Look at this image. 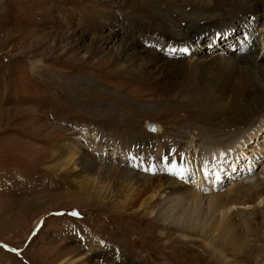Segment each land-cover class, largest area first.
Listing matches in <instances>:
<instances>
[{
  "label": "rangeland",
  "instance_id": "rangeland-1",
  "mask_svg": "<svg viewBox=\"0 0 264 264\" xmlns=\"http://www.w3.org/2000/svg\"><path fill=\"white\" fill-rule=\"evenodd\" d=\"M173 4L169 0H0V264H69L76 256L86 258L82 259L85 264H212L202 244H183L176 230L161 226L157 220L151 221L155 212L149 214L139 209L131 213L138 205L128 202L136 193L134 185L118 178L100 179L94 171L85 169L74 176L84 181L81 184L87 194L92 192L86 195L73 184L74 177L63 171V164L52 166L59 162L58 158L60 161L67 158L64 143L68 141L66 136L71 125H76L87 130L90 136L98 135L99 145L104 144L106 138L139 140V148L131 145L122 148L151 154L152 158L145 159L146 163H153L150 174L159 169L160 177L170 173L165 166L172 159L163 162L166 155L158 143L154 142L152 152L143 148L155 136L168 139L187 134L188 128L203 124L199 121L204 115L193 109L190 111L193 113L184 111L177 99L169 104L160 90L144 91L149 94L141 95L142 89L137 85L110 82L104 68H99L104 67L105 62L96 61L94 57L85 61V50L93 36L101 37L110 30V24L117 29L124 26L122 18L131 19L133 24L128 27L135 28L132 35L136 36L141 27L156 31L161 27L175 30L186 27V19L178 12L182 8ZM167 18L173 23L165 25ZM263 19V14L257 17L259 26ZM196 22L197 31H201L200 39L191 37L189 43L177 40L178 44L173 41L176 48L169 50L177 54L173 61L179 62L174 64L196 59L195 54L188 56L191 55L189 47L194 46L197 55H228L241 46L240 39L246 42L245 37L248 38L244 43L247 52L258 43L255 27H249L253 37L248 34L244 37L238 27L227 38L213 39L208 44L212 32L220 34L231 27L225 22L219 29L212 26L205 30L206 23H210L208 20ZM127 32H119L107 45L110 52ZM76 36L83 40L79 39L75 46ZM250 38L256 39L251 41ZM158 40L161 45L156 49L163 54L166 52L161 50L163 41ZM243 83L240 91L248 85L246 80ZM210 120L212 118L208 117L207 121ZM148 122L156 123L162 131L148 132L145 128ZM262 131L252 147H256L255 151H232L238 155L231 172L237 173L255 154L258 164L264 160L260 150L264 145V129ZM241 140L247 139L240 138L232 145L240 144ZM106 147L102 150L106 158L97 156L101 151H94L95 160L103 165L116 164L119 156L114 148ZM87 149L90 148L87 146ZM74 151L84 154L78 149ZM190 158L185 152L173 160L191 165V169L201 174L202 167ZM214 175L216 173L212 174L213 179L217 177ZM230 178L232 176L226 174L218 177L215 185L216 191L222 193L219 196L225 195L230 182L235 183L236 179ZM190 180L187 174L179 179L174 176L172 182L191 185ZM163 196L152 202L159 204ZM159 230L170 235H159Z\"/></svg>",
  "mask_w": 264,
  "mask_h": 264
},
{
  "label": "bare ground",
  "instance_id": "bare-ground-1",
  "mask_svg": "<svg viewBox=\"0 0 264 264\" xmlns=\"http://www.w3.org/2000/svg\"><path fill=\"white\" fill-rule=\"evenodd\" d=\"M169 1L174 3L172 6L182 8L178 9V12L186 19V27L176 30L174 27H161L158 31L141 27V32L136 36V34L132 35L135 28L128 27L133 24L131 19L122 18L124 26L119 27L120 29L110 24V30L106 34L91 38L85 50V61L88 57H94L96 61L105 62V66H99V68H104L103 72L107 73L110 82L118 81L121 86H126L127 83L137 85L142 89L141 95L144 91L152 93L160 90L169 104L177 99L184 111L193 113L190 112L193 109L204 115L205 118L199 121L203 124L194 127L192 125V131L188 128L187 134L184 132L177 136L181 138L175 136V138L157 139L155 136L156 139L149 140L146 148H143L144 151L152 152V145L154 142L158 143L160 150L163 149L166 155L165 159L162 156L163 162L166 159H172L165 166L170 173L160 177L159 169L157 173L150 174L154 166L152 161L146 163L145 159L152 158L151 154H144L142 151L133 152L127 147L122 148L124 145L139 148V140L121 138L117 141L115 138H106L105 143L99 145L101 139L98 141V135L90 136L87 130L76 125H71V131L66 136L68 141L64 143L68 149V151L64 150L68 153L67 158L64 161L58 158L59 162H55L52 166L59 167L63 164V171L74 177L73 184L76 183L79 191L85 192L86 195H91L92 192L87 194L84 184H81L84 181L77 180L74 176L83 173L85 169L94 171L100 179L118 178L130 186L134 185L136 193L128 199V202L137 203L135 207L138 209L131 213L134 214L139 209H144L149 214L155 212V220L150 218L151 221L157 220L161 226L176 230L183 244L191 242L202 244L205 254L209 256L207 260L212 264H264V160L258 164V155L255 154V158L243 164L237 173L231 172V168L235 167L238 153L256 150V147H252L257 143L260 131L264 129V19L260 26L256 20L258 16L264 15V0ZM197 20L210 22L206 23L207 27L203 28L205 30L212 26L219 29L221 23L225 22L231 27L220 34H216V31L212 32L207 41L208 44L213 39L227 38L238 27V31L251 37L253 35L249 27H255L253 30L258 43L247 52L248 49L244 43L248 38L245 37L246 42L240 39L241 46L228 55L219 53L197 55L193 50L194 46H191L192 48L189 47L191 55L188 56L193 57L195 54L196 59L192 61L186 59L187 61L182 60L179 65L174 64L177 62L173 61L177 59V54L169 50L176 48L173 46V41L178 44L180 40L189 43L191 37L200 39L201 31H197ZM165 23L168 25L173 22L167 18ZM120 24L122 25V22ZM234 24L236 27H233ZM124 30L128 32L121 37L116 49L110 52L107 45ZM79 39L83 40L76 36L75 46ZM158 39L163 41V48L160 47L161 50L166 51L163 54L156 49L158 45H161ZM88 65L92 67V63L89 62ZM31 66H34V62H31ZM244 80L248 85L240 91L239 86L244 84ZM178 85L182 87L178 88ZM208 117L212 120L207 121ZM156 127V132H148L159 133V125ZM240 138L247 140H241L240 144L232 145ZM86 140H89V144ZM251 141L253 144H249ZM260 141L262 140L259 139ZM87 146L90 149H87ZM106 146L114 148L119 156L116 164L103 165L95 160L94 151H101V154L97 156L106 158L102 152L107 148ZM233 146L236 147L232 148ZM179 147L184 148L182 150ZM75 149L84 154L76 153ZM260 150L264 155V145L260 147ZM232 151H238V153L233 154ZM185 152L189 158L191 156L190 159L195 161L197 166L202 167L201 174L191 169V165H182L181 161L173 160ZM223 154L228 157H224ZM173 166L176 170L183 169L184 175L190 174L189 182L192 184L180 185V183L177 184L178 182L174 184L172 181L176 175L171 174ZM213 173H216L215 179L212 177ZM220 174L236 179L235 183L232 181L226 186L223 197L219 196L222 193L216 191L215 185ZM205 182L213 186L208 187ZM160 195H164V200L154 204L152 201ZM151 205H153L152 208ZM129 208L132 207L129 206ZM158 233L167 237L170 235L160 230ZM170 242L171 239L165 246ZM88 248L91 247L88 246ZM83 258L76 256L68 263L85 264L82 261Z\"/></svg>",
  "mask_w": 264,
  "mask_h": 264
},
{
  "label": "snow or ice",
  "instance_id": "snow-or-ice-1",
  "mask_svg": "<svg viewBox=\"0 0 264 264\" xmlns=\"http://www.w3.org/2000/svg\"><path fill=\"white\" fill-rule=\"evenodd\" d=\"M182 51H186V50H182ZM153 131L155 130L154 128L152 129ZM148 171H151V169H148ZM171 174L176 175L180 178H183L184 176V170L180 169V170H176L173 166V169L171 170ZM73 215H76V213H73Z\"/></svg>",
  "mask_w": 264,
  "mask_h": 264
},
{
  "label": "water",
  "instance_id": "water-1",
  "mask_svg": "<svg viewBox=\"0 0 264 264\" xmlns=\"http://www.w3.org/2000/svg\"><path fill=\"white\" fill-rule=\"evenodd\" d=\"M148 131H151V132H156L157 131V127H156V123L154 122H148L146 124V127H145ZM155 129L154 131L152 129Z\"/></svg>",
  "mask_w": 264,
  "mask_h": 264
}]
</instances>
